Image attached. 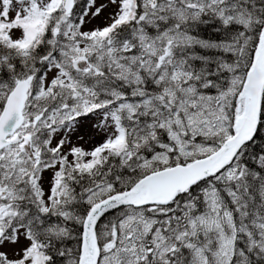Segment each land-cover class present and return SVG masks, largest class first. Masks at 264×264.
Returning a JSON list of instances; mask_svg holds the SVG:
<instances>
[{"label":"snow or ice","instance_id":"obj_1","mask_svg":"<svg viewBox=\"0 0 264 264\" xmlns=\"http://www.w3.org/2000/svg\"><path fill=\"white\" fill-rule=\"evenodd\" d=\"M0 264H264V0H0Z\"/></svg>","mask_w":264,"mask_h":264},{"label":"trees","instance_id":"obj_2","mask_svg":"<svg viewBox=\"0 0 264 264\" xmlns=\"http://www.w3.org/2000/svg\"><path fill=\"white\" fill-rule=\"evenodd\" d=\"M258 143H260V141H258Z\"/></svg>","mask_w":264,"mask_h":264}]
</instances>
